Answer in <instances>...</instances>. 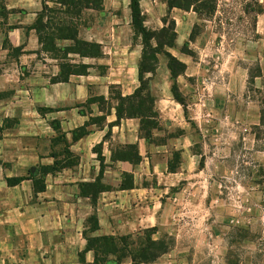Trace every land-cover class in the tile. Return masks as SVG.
Returning <instances> with one entry per match:
<instances>
[{
  "label": "crops",
  "instance_id": "crops-1",
  "mask_svg": "<svg viewBox=\"0 0 264 264\" xmlns=\"http://www.w3.org/2000/svg\"><path fill=\"white\" fill-rule=\"evenodd\" d=\"M102 3L101 10L84 8L68 18L78 40L98 45V52L64 56L61 50L75 42L57 40L60 55L45 51L36 27L48 23V9L64 16L65 6L0 0V264H133L114 255L96 261L88 237L134 238L152 228L165 237L169 190L198 169L196 142L163 55L147 74L156 113L150 137L140 118H118L117 94L130 97L141 87L144 44L131 0ZM140 8L151 31L172 15L176 39L167 51L187 62L180 47L191 35L192 10L169 9L167 0H140ZM261 57L257 88L264 87V51ZM21 177L27 179L7 182ZM263 238L264 229L241 264H261Z\"/></svg>",
  "mask_w": 264,
  "mask_h": 264
},
{
  "label": "rangeland",
  "instance_id": "rangeland-1",
  "mask_svg": "<svg viewBox=\"0 0 264 264\" xmlns=\"http://www.w3.org/2000/svg\"><path fill=\"white\" fill-rule=\"evenodd\" d=\"M209 2L214 14L192 10L191 35L180 47L188 55L185 69L176 65L181 75L169 82L177 86L196 142L198 169L169 190L162 235L172 249L153 264L249 262L264 229V87L255 82L264 51V0ZM143 233L135 243L158 240ZM261 243L264 252V238Z\"/></svg>",
  "mask_w": 264,
  "mask_h": 264
},
{
  "label": "trees",
  "instance_id": "trees-1",
  "mask_svg": "<svg viewBox=\"0 0 264 264\" xmlns=\"http://www.w3.org/2000/svg\"><path fill=\"white\" fill-rule=\"evenodd\" d=\"M65 6L64 16L58 14V11L48 9V23L44 24L40 21L37 24V31L43 48L48 52L58 53L60 50L56 48L57 40H73L75 45L70 48L61 50L66 56L69 52H80L82 54H91L98 52V45L82 42L78 40V30L70 19L71 16L77 15L84 8H93L95 10L102 9V0H58ZM212 0H167L169 9H182L185 11L193 10L196 13L207 12L214 14L216 6L210 4ZM213 3V2H212ZM197 4H200L199 7ZM131 8L133 14V24L137 35L142 37L144 50L143 58L140 64L139 80L141 87L133 96L123 97L120 93L117 94L119 103L117 113L118 118H140L142 120V133L145 137H150L151 130L156 126L154 112V101L148 94L149 78L148 73H155L158 67V55H163L168 59V67L171 72L172 79H177L181 72L178 73L176 65L184 66L182 62L177 60L167 48H172L175 45L176 32L175 22L168 23L159 31L148 30L144 26L145 17L142 15L140 8V0H131ZM170 61V63H169ZM65 69H70V65H66ZM185 69V66H184ZM175 86V87H174ZM172 88V92L177 101L175 94L176 84ZM0 127V134L3 131ZM134 150V147H131ZM132 153V152H131ZM130 153V154H131ZM177 163H173L170 169L174 170ZM26 177L7 179L9 185L14 186L26 180ZM92 230L98 228V220L90 219ZM157 231L156 228L148 229L144 233L152 235ZM143 233V234H144ZM88 250H92L96 254V261H102L107 255L117 256L120 260L126 257H131L133 264H153L162 256L168 254L172 247L166 241V237L158 240L147 237L143 243H135L133 237H88Z\"/></svg>",
  "mask_w": 264,
  "mask_h": 264
}]
</instances>
